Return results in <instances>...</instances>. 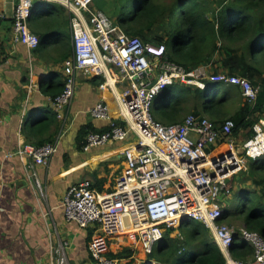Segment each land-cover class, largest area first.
Wrapping results in <instances>:
<instances>
[{"label":"built area","instance_id":"obj_1","mask_svg":"<svg viewBox=\"0 0 264 264\" xmlns=\"http://www.w3.org/2000/svg\"><path fill=\"white\" fill-rule=\"evenodd\" d=\"M69 13L71 60L68 61L64 88L51 99L55 112L70 103L76 75L90 70L101 78V98L89 110L92 118L107 122L104 131H90L83 150L106 143L136 138L125 148V167L109 191H99L89 179L66 190L61 207L67 222L80 229L94 228L87 243L89 256L96 264H120L108 256L110 239L131 234L129 245L139 247L148 258L168 229L189 222L206 226L222 252L224 264H264V238L245 226H230L220 220L224 200L232 198L229 180L239 174L245 159H264V115L253 124V135L236 144L234 121L225 119L216 126L207 116L187 114L181 122L163 124L152 115L158 97L173 84L205 87V80L239 86L243 100L254 104L259 86L248 79L225 72L210 74L206 66L187 71L166 60L163 45L131 36L109 16L94 7L95 0H58ZM35 0L13 2L12 40L29 49L37 48L39 37L29 27ZM5 18L0 9V21ZM114 97L118 113L110 114L104 93ZM225 145L215 156L208 148ZM239 147V148H238ZM57 152V142L23 146L20 157H28V178L40 187L37 166L48 167ZM11 155V154H9ZM231 196V197H230ZM128 219L126 225L124 220ZM235 238L252 248V257L243 261L232 257ZM127 242V241H126ZM60 239L52 248L50 264H70ZM131 248V247H130ZM145 264H158L153 259Z\"/></svg>","mask_w":264,"mask_h":264},{"label":"crops","instance_id":"obj_2","mask_svg":"<svg viewBox=\"0 0 264 264\" xmlns=\"http://www.w3.org/2000/svg\"><path fill=\"white\" fill-rule=\"evenodd\" d=\"M14 1L0 0L5 14L0 21V264H50L59 239L66 245L70 264H96L87 250L94 228L80 229L67 222L61 200L69 187L84 179L99 180L103 191L111 190L126 164L123 152L136 138L127 136L123 141L83 150L77 141L82 126L90 123L97 130L107 128L106 121L89 113L102 96L98 89L101 78L90 70L78 72L70 103L55 112L51 96L44 90L51 78L65 80L72 56L69 13L59 11L58 0H44L54 12L43 18L47 9L34 10L29 19L32 30L58 29L62 34L56 37L53 33L41 48L29 49L12 40ZM105 1L95 0L93 5L103 10ZM104 98L116 118L114 97L106 92ZM54 142L57 152L48 167L36 168L38 187L27 175L30 159L20 157L17 150ZM116 239L123 243L131 241L132 235L121 234Z\"/></svg>","mask_w":264,"mask_h":264},{"label":"trees","instance_id":"obj_3","mask_svg":"<svg viewBox=\"0 0 264 264\" xmlns=\"http://www.w3.org/2000/svg\"><path fill=\"white\" fill-rule=\"evenodd\" d=\"M41 9L48 10L41 14L43 18L54 12L51 4L35 0L32 10ZM62 10L65 8L60 5L59 11ZM103 11L126 34L138 36L144 42L163 45L166 60L181 65L187 71L206 66L210 67V74L225 72L258 85L255 103L243 100L228 117L234 121V134L243 131L246 138L253 135V124L264 115V0H106ZM29 27L32 30L31 24ZM53 33L56 37L62 34L58 29L36 33L39 37L37 49ZM63 88V81L51 78L44 91L54 99ZM238 92L241 94L239 86L209 80H205L203 88L173 84L158 97L152 115L163 124H171L181 122L190 112L200 117L208 115L216 126H220L228 119H221L226 116L227 104L238 98ZM105 129L97 130L88 123L79 130L77 141L81 145L90 131ZM212 149L208 148L207 152ZM247 164L248 175H245ZM247 164L240 176H233L229 183L233 189L234 181L240 184L241 176H246L250 185L239 187L237 209L225 208L220 220L230 224L239 220L247 229L264 238V159L257 162L250 159ZM98 181L93 183V187L102 191ZM182 227H186V231H182L183 239L170 237L172 230L168 229L149 259L159 264L225 263L206 226L200 222H189L179 228ZM234 227L238 229L239 225ZM231 254L236 259L248 261L252 257V248L244 240L235 238ZM133 255L129 247L108 253L109 257L124 261L123 264H133Z\"/></svg>","mask_w":264,"mask_h":264},{"label":"rangeland","instance_id":"obj_4","mask_svg":"<svg viewBox=\"0 0 264 264\" xmlns=\"http://www.w3.org/2000/svg\"><path fill=\"white\" fill-rule=\"evenodd\" d=\"M97 9V8H96ZM155 31H157V29L155 28ZM212 71V70H211ZM244 101H243V97L241 96V94L238 92V98L235 100V101H231L230 103L227 104V113H226V116H223L224 118H221V119H225V118H228L229 115H231L232 113L235 112V110L238 108V106L240 104H242ZM190 113V112H189ZM188 113V114H189ZM208 116V115H207ZM210 117V116H209ZM240 135L237 136V141H236V144H239L241 141H243L244 138H246L245 136V133L243 131L239 132ZM220 147V145L216 146L215 148H213L209 153L212 156H215L217 154H215V151L217 150V148ZM239 148V147H238ZM250 161V159H245V165ZM244 169H245V166H244ZM245 175H248V164H247V167H246V171H245ZM240 176V173L238 175H236V178ZM241 180H240V184H237V181H234V185H232L233 187V194L231 195L232 198H230L229 200L225 199L224 201V207L227 208L228 210H234L235 208L237 209L238 207V202H237V198H238V194H239V187H242V186H249L250 185V180H246V176L244 178V176H241ZM230 196V197H231ZM224 208V209H225ZM236 221V223L234 224H230L228 222V224L230 225H233V226H236V225H239V227L243 226L242 223L239 221V220H234ZM124 223L126 225L129 224V221L128 219H125L124 220ZM186 227H182L181 229L178 228V230H172L170 232V237L172 238H178V239H183L184 238V235H183V232L182 231H186L185 229ZM161 242V241H160ZM130 241H125L123 243L119 242V240L115 239L114 237L110 239V246H109V252H118L120 250H122V248L124 247H131V249L133 250L134 252V255H133V258H134V263L133 264H145V260L146 259H149L151 257L148 256V258L144 257V254L142 251L138 250L140 249L139 247H132L129 245ZM160 243H158L157 245H155L154 249L156 250L157 246L159 245ZM114 250V251H113ZM124 261H121L120 264H123ZM159 264V263H158Z\"/></svg>","mask_w":264,"mask_h":264},{"label":"bare ground","instance_id":"obj_5","mask_svg":"<svg viewBox=\"0 0 264 264\" xmlns=\"http://www.w3.org/2000/svg\"><path fill=\"white\" fill-rule=\"evenodd\" d=\"M226 149H227V146L221 145L220 147L217 148V150L215 151V154H220V153L224 152ZM129 235H131V234H129ZM118 237H120V235Z\"/></svg>","mask_w":264,"mask_h":264},{"label":"water","instance_id":"obj_6","mask_svg":"<svg viewBox=\"0 0 264 264\" xmlns=\"http://www.w3.org/2000/svg\"><path fill=\"white\" fill-rule=\"evenodd\" d=\"M158 246H159V245H158ZM158 246H157V247H158ZM232 247H233V245L231 246V249H232ZM145 261L149 262L150 260H149V259H146Z\"/></svg>","mask_w":264,"mask_h":264}]
</instances>
